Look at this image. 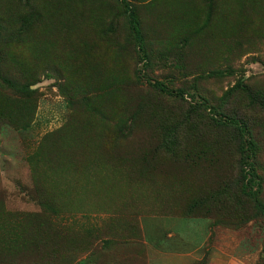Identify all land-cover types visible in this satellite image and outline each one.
Returning <instances> with one entry per match:
<instances>
[{
  "label": "rangeland",
  "instance_id": "374dc122",
  "mask_svg": "<svg viewBox=\"0 0 264 264\" xmlns=\"http://www.w3.org/2000/svg\"><path fill=\"white\" fill-rule=\"evenodd\" d=\"M256 203L264 0H0V264H264Z\"/></svg>",
  "mask_w": 264,
  "mask_h": 264
},
{
  "label": "trees",
  "instance_id": "16d2710c",
  "mask_svg": "<svg viewBox=\"0 0 264 264\" xmlns=\"http://www.w3.org/2000/svg\"><path fill=\"white\" fill-rule=\"evenodd\" d=\"M127 22L129 24V27L132 30L135 38L140 39L138 22H137V19L135 18V16L131 12L129 14H127ZM238 83L239 82H237V84L235 86H240ZM230 119L234 123V124L230 123L231 128L235 129V127H237L238 129H240V123L244 124L243 122H241L242 119L240 120V119H237L235 117H232ZM221 121L223 122L224 120H222V118H221ZM176 137H177V135L172 136V140L170 139V141L173 144H174V142H176V139H177ZM234 142H235V145L237 146V149H238L237 150L238 172H237L236 178L240 182L239 191H240V193H244V195H246V196H251L253 193H255V192H253L252 187H256V189H258L260 186L258 176L255 173L254 162H252L253 154L251 153V151H249V149L247 150L242 146L243 141L240 140L239 138L236 137V140L234 139ZM247 143L252 144V142H250V141H247ZM232 190H234V189H232ZM232 190L229 191L230 195H233V192H231ZM255 207H256L257 211H259L260 214L264 215V205H262L261 203H256Z\"/></svg>",
  "mask_w": 264,
  "mask_h": 264
}]
</instances>
